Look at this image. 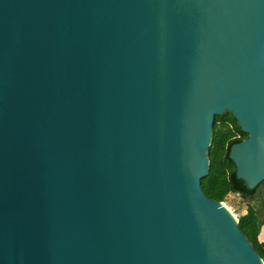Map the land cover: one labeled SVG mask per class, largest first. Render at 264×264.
<instances>
[{
  "label": "water",
  "instance_id": "water-1",
  "mask_svg": "<svg viewBox=\"0 0 264 264\" xmlns=\"http://www.w3.org/2000/svg\"><path fill=\"white\" fill-rule=\"evenodd\" d=\"M264 180V0H0V264H264L201 178L215 115Z\"/></svg>",
  "mask_w": 264,
  "mask_h": 264
},
{
  "label": "trees",
  "instance_id": "trees-1",
  "mask_svg": "<svg viewBox=\"0 0 264 264\" xmlns=\"http://www.w3.org/2000/svg\"><path fill=\"white\" fill-rule=\"evenodd\" d=\"M246 136L230 112L214 116L208 148L209 168L201 178V187L215 200L224 201L233 193L247 202L246 212L237 217L238 224L264 261V240L258 239L260 228L264 226V180L252 188L247 187L236 176L234 163L228 156L230 145Z\"/></svg>",
  "mask_w": 264,
  "mask_h": 264
},
{
  "label": "rangeland",
  "instance_id": "rangeland-1",
  "mask_svg": "<svg viewBox=\"0 0 264 264\" xmlns=\"http://www.w3.org/2000/svg\"><path fill=\"white\" fill-rule=\"evenodd\" d=\"M229 210L236 216V218L246 212L247 202H245L239 195L230 193L223 201ZM259 240H264V226H261L258 234Z\"/></svg>",
  "mask_w": 264,
  "mask_h": 264
}]
</instances>
